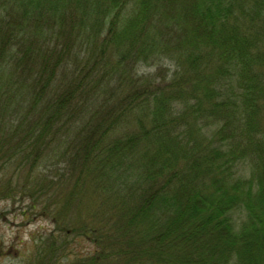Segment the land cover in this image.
<instances>
[{"label": "trees", "instance_id": "obj_1", "mask_svg": "<svg viewBox=\"0 0 264 264\" xmlns=\"http://www.w3.org/2000/svg\"><path fill=\"white\" fill-rule=\"evenodd\" d=\"M0 199L30 264H264V0H0Z\"/></svg>", "mask_w": 264, "mask_h": 264}, {"label": "rangeland", "instance_id": "obj_2", "mask_svg": "<svg viewBox=\"0 0 264 264\" xmlns=\"http://www.w3.org/2000/svg\"><path fill=\"white\" fill-rule=\"evenodd\" d=\"M155 69L141 67L139 72L140 74L153 73ZM16 169L14 165H9L4 169L7 178H11ZM239 169L241 174H249L251 172L250 163H242ZM16 177L12 183L18 182L19 185H22L25 182L26 173L23 172L18 178ZM71 183L72 180L67 177V188ZM54 191L39 200L41 205L54 203L65 194V190ZM15 193L16 198H19V193ZM31 203L32 201L28 199H24L23 202L19 199L17 201L0 199V264H30L31 261L35 260L36 248L40 242L44 240V245H49L46 239L56 230V225L52 219L55 214L51 210L52 214L42 216L39 212L35 214V212L26 210ZM71 239L73 240L72 237ZM71 248L75 251L74 253H84L90 246L86 242L77 240Z\"/></svg>", "mask_w": 264, "mask_h": 264}]
</instances>
